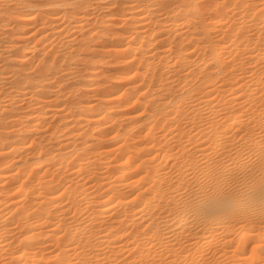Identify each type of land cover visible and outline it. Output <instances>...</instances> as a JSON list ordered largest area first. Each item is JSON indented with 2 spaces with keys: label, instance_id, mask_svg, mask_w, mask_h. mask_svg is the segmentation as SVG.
<instances>
[{
  "label": "bare ground",
  "instance_id": "obj_1",
  "mask_svg": "<svg viewBox=\"0 0 264 264\" xmlns=\"http://www.w3.org/2000/svg\"><path fill=\"white\" fill-rule=\"evenodd\" d=\"M16 5L11 22L0 9V31L47 33L23 50L11 41L21 67L0 87V105L29 106L0 111V264H171L193 248L199 260L179 264H214V232L228 227L224 251L240 221L236 247H264L252 226L264 222V0ZM57 32L84 35L44 52ZM86 54L117 63L107 93L72 66L81 56L99 76Z\"/></svg>",
  "mask_w": 264,
  "mask_h": 264
},
{
  "label": "rangeland",
  "instance_id": "obj_2",
  "mask_svg": "<svg viewBox=\"0 0 264 264\" xmlns=\"http://www.w3.org/2000/svg\"><path fill=\"white\" fill-rule=\"evenodd\" d=\"M16 2H17V0H4V1H0V9L1 8H3V7H7V6H9L10 8H9V11L8 12H10V13H8L7 12V16H8V18H9V20H10V22L12 21V18L13 19H15L14 17H18L19 15H20V12H18L17 10H16ZM109 10V11H108ZM16 11V12H15ZM22 11H24V13L25 12H27L28 11V9H23ZM92 12V14L90 15L91 16V18H90V22H89V24H88V31H87V34L89 33V29L91 30L92 28H93V25H94V23H93V20L94 21H98V20H106V19H109L108 17H110V9H109V7H100V8H96V9H94V10H92L91 11ZM80 14H82V15H84V13L83 12H81ZM85 14H87V13H85ZM10 15V16H9ZM78 16V18L72 23V26L73 27H76V26H79L82 22H84L83 20H84V16ZM96 15V16H95ZM100 18V19H99ZM96 19V20H95ZM121 19V16L120 15H118V17H117V21H116V23H115V26H122L123 24L122 23H120L119 22V20ZM91 25V26H90ZM36 24H34V30L32 29V31L30 32V33H28V34H26L25 36L23 35V34H15V35H13L12 34V31L10 30V29H5V30H3V31H0V68H4V71L5 72H3L2 73V79L0 80V87L1 88H3L4 90L6 89L7 91H9L10 89H9V87L11 86V83H12V79H14V77L12 76V70H13V66H14V68L16 69V68H19V67H21V64H20V62H22L21 60H19L20 58H17V57H14V55L12 54V53H10V52H12L13 50L11 49V48H9V45L12 43L11 41L13 40V41H16V40H18V39H21V38H18V37H23V39L20 41V44H21V49L23 50V49H26V47H32L33 45H35L36 44V41H38L39 39H40V37L42 36V34H46L47 32L46 31H44V33L42 32H40V35H39V32L37 33V35L35 34H33V33H35L36 32V30L38 29V26H36ZM11 28V27H10ZM4 32V33H3ZM51 35H52V37H50V39H49V41H48V43H50V45L47 47V49L46 50H44V52H46V51H48V50H51V49H53V48H57V49H59V48H62V46H69V48L70 49H76V46H78L77 45V41H78V39L80 38V36H81V38H82V36L84 35V34H79V35H76V34H71V33H69L68 35H61V36H59L58 34V32L57 33H54V35H53V33H50ZM17 35V36H16ZM23 35V36H22ZM59 36L58 38H62V42L60 43V42H58V41H55L54 40V37L55 36ZM75 37H74V36ZM15 36V37H14ZM39 36V37H38ZM70 36V37H69ZM7 37V38H6ZM77 37V38H76ZM10 41V42H9ZM58 42V43H57ZM5 43H7V44H5ZM9 43V44H8ZM73 44V45H72ZM30 45V46H29ZM32 45V46H31ZM67 49H65L64 51H66ZM42 50L41 51H39V52H36V49L34 50V51H32L31 52V54H30V59H31V57L33 58V60H34V64L36 63V56H39L40 54V56H43V54H45ZM86 51H84V53H85ZM87 53V52H86ZM81 56H82V59H83V57H84V55L85 54H80ZM87 55V60H95V61H97V62H99V63H97V70H98V72H99V76H97V77H91V75L89 76L88 74L90 73V69L89 68H86V67H84V64H82V63H79V61H81V56H78V57H76V58H74V59H72L71 60V62H73L72 63V66L76 69V70H78V71H80V70H82V72L84 73V78L85 79H87V80H91V79H95V81H98V82H96L97 84H101V86L99 87L100 88V90H102V91H104L105 93H107V91H108V89H109V84H110V81H105V82H103L102 81V78H108L109 80H111V77H112V75L114 74L113 72H115L116 71V67H117V63H115V62H112L111 61V57L110 56H108V55H106L105 57L104 56H97V57H95L94 58V56H91V55H89V54H86ZM8 56H10V58H8ZM85 58V57H84ZM86 59V58H85ZM38 61V60H37ZM110 61V62H109ZM11 63V64H10ZM76 63V64H75ZM13 64V65H12ZM18 65V66H17ZM8 66V67H7ZM17 66V67H16ZM7 68V69H6ZM86 68V69H85ZM9 69V70H8ZM12 69V70H11ZM11 70V71H10ZM105 70V71H104ZM115 70V71H114ZM29 71V70H28ZM9 72H11L10 74H8ZM103 72H105V73H103ZM87 73V74H86ZM4 74V75H3ZM8 74V75H7ZM104 74V75H103ZM6 76V77H5ZM87 77V78H86ZM100 81H101V83H100ZM108 82H109V84H108ZM104 83V84H103ZM10 84V85H9ZM6 86V87H5ZM101 95H103V94H101ZM52 96H55V94L54 95H52ZM104 96H102L101 98L102 99H104L105 100V98H103ZM23 97L22 96H20L19 97V100H17V101H15V103L14 102H12L13 103V105L10 103L11 101H10V99H9V96H6L5 98H4V103H1V105H0V111L3 109V107L4 108H14V109H17L18 111H19V113L20 114H25V112H27V111H29V109H28V107L29 106H27V103H26V101L25 100H21ZM6 99V100H5ZM67 99V98H66ZM68 99L70 100V99H73L72 97H68ZM24 101V102H23ZM92 102H94V101H91V103ZM22 103V104H21ZM4 104V105H3ZM3 106V107H2ZM14 106V107H13ZM25 108H27V109H25ZM54 119V120H53ZM10 120H12V118L11 117H9L8 118V121H10ZM53 120V122L55 121V118L54 117H51V119H50V121H49V123H48V125H50V124H52L53 122H51ZM94 121V120H93ZM93 121L91 122V124H94L95 123V121H94V123H93ZM52 129V128H51ZM51 129H49V130H51ZM49 130L47 131V132H49ZM89 133V132H88ZM90 134L91 133H89V136H90ZM42 135H44V137H45V135H46V132L45 133H43ZM88 136V137H89ZM77 143H80V140H78V142ZM108 147V146H107ZM106 147V148H107ZM104 161H106V160H104ZM246 223V224H245ZM238 224V223H237ZM257 225V227H258V225H260L259 227H261V230H262V233L264 232V227H262V226H264L263 224H264V222H260V223H253L252 224V226H254V225ZM245 225V226H244ZM247 226V222L246 221H240L239 222V224L238 225H236V226H234L233 227V233H231L232 235H230V237H234V238H236V240L233 242L234 244L231 246V247H229V248H227V249H225L224 251H223V249H220L221 247L223 248L224 246H222V245H224L225 244V242H227L228 241V236H227V234H226V230H227V226H225V227H220V229L218 230L219 231V233H217L218 231H216V232H214V241L216 242V244L218 245H215V246H213V247H211V249H206V250H208L206 253H204V255H210V253L212 252V253H214L215 254V256H217L216 258L218 259V262L216 263V261H217V259H216V261H215V263L216 264H264V247L262 248V249H258V248H254V246H256V241H254L253 242V240L251 241L252 243H254L253 245L251 244V242H250V244H249V246L247 247V248H241V247H236V246H238V243L236 242V241H240L239 239H238V237L240 236V234H241V232H242V230L245 228ZM236 227V228H235ZM251 227V226H250ZM255 228H257L256 226H254ZM258 227V228H259ZM225 228V229H224ZM222 229V230H221ZM223 230L225 231V234H224V232H223ZM236 232H235V231ZM239 234V235H238ZM216 235V236H215ZM225 235V236H224ZM237 236V237H235V236ZM215 237H216V240H215ZM263 237H264V234H263ZM225 239V240H224ZM226 239H227V241H226ZM202 241V240H201ZM200 243V245L199 246H201V245H203V241L202 242H199ZM197 246H198V244H197ZM196 246V247H197ZM198 246V247H199ZM195 247V248H196ZM254 248V249H253ZM163 249V250H162ZM194 249V248H193ZM193 249H191L190 251H187V254L186 253H184V254H186V255H184V254H181L180 256H178L177 258H176V260H175V258H174V262L173 263H171V264H179V261L180 260H182L183 258H185V259H188L189 261H190V259H192V261L194 260H196V261H198L199 260V258H200V256H199V258H198V254L196 253V249H194L195 250V253H196V255H197V258L198 259H194V258H196V255H195V253H193L194 252V250ZM235 249V250H234ZM253 249V250H252ZM256 249V250H255ZM160 250H161V252H165V254H167L168 253V250L169 249H167V248H165V247H161L160 248ZM166 250V251H165ZM192 250H193V252H192ZM205 250V251H206ZM210 250V251H209ZM216 250V251H215ZM221 250V251H220ZM241 250V251H240ZM227 251V252H226ZM167 252V253H166ZM191 254H190V253ZM224 252V253H223ZM238 252V253H237ZM245 252V253H244ZM189 254V255H188ZM193 254V255H192ZM218 254V255H217ZM219 254H222V255H219ZM239 254V255H238ZM203 255V256H204ZM256 257H259L258 259H257V257L255 258L254 256ZM188 256V257H187ZM189 256H191V257H189ZM240 256V257H239ZM241 256H243V257H241ZM263 256V257H262ZM225 257H227V258H225ZM237 257V258H236ZM239 257V258H238ZM222 258H225V261H224V259H222ZM241 258V259H240ZM245 258H247V259H245ZM179 260V261H178ZM219 260H222V262L220 263L219 262ZM261 260V261H260ZM176 261V262H175ZM253 261V262H252ZM190 263H192V262H190ZM214 263V264H215ZM161 264V263H160ZM199 264V263H198Z\"/></svg>",
  "mask_w": 264,
  "mask_h": 264
}]
</instances>
